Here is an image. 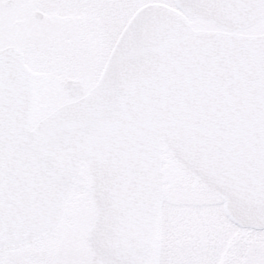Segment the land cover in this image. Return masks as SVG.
<instances>
[{
	"label": "snow or ice",
	"instance_id": "6c2138e0",
	"mask_svg": "<svg viewBox=\"0 0 264 264\" xmlns=\"http://www.w3.org/2000/svg\"><path fill=\"white\" fill-rule=\"evenodd\" d=\"M0 264H264V0H0Z\"/></svg>",
	"mask_w": 264,
	"mask_h": 264
}]
</instances>
